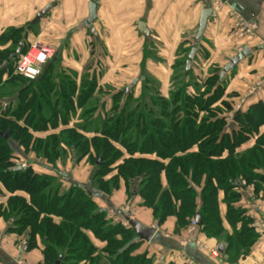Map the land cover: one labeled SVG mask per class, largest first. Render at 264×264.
<instances>
[{
  "label": "trees",
  "instance_id": "trees-1",
  "mask_svg": "<svg viewBox=\"0 0 264 264\" xmlns=\"http://www.w3.org/2000/svg\"><path fill=\"white\" fill-rule=\"evenodd\" d=\"M8 43L0 68L21 44L18 59L31 45L25 29L0 36V46ZM193 47L175 64L168 97L146 78L139 97L123 87L102 102L95 73L78 85L75 74L57 73L54 61L35 81L15 74L18 59L0 72V134H10L0 135V218L7 234L26 237L27 251L42 249L43 264L61 258L60 264H156L148 251L138 253L146 242L97 203L122 183L128 201L140 200L158 228L173 217L175 235H183L199 216L195 236L225 243L230 263L255 245L259 236L237 183L264 192V101L248 100L234 113L236 104L219 82L223 69H212L202 83L193 69L186 73ZM70 158L72 169L62 170ZM86 159L92 171L79 182L73 169ZM221 194L232 234L220 213ZM162 264L181 263L168 258Z\"/></svg>",
  "mask_w": 264,
  "mask_h": 264
},
{
  "label": "crops",
  "instance_id": "crops-1",
  "mask_svg": "<svg viewBox=\"0 0 264 264\" xmlns=\"http://www.w3.org/2000/svg\"><path fill=\"white\" fill-rule=\"evenodd\" d=\"M219 1L223 7L209 20L200 52L191 69L199 74L224 69L229 59L248 49L249 55L223 81L226 100L237 104L242 95L262 81L248 100L251 105L264 101V0ZM92 3L97 5V21L93 23V29H88L82 24L90 17ZM51 4V0H0V36L12 29H25L28 43L40 42L55 48L56 55L47 64L54 61L56 67L75 74L78 85L84 77L95 73L98 89L124 87L134 92L136 98L140 96L146 78L156 82L161 94L168 97L175 64L183 60L184 50L193 47L201 14L210 8L205 0H61L55 6ZM49 6L51 8L44 14ZM230 12L239 14L246 22L256 26L251 36L243 39L234 36L235 19ZM39 15L41 19L36 22ZM140 24L144 25L147 34L139 31ZM11 45L0 46V50H6ZM232 120L231 112L227 123L232 124ZM263 131L264 128L261 133ZM253 145L254 140L239 150L244 151ZM82 166L74 169V178L86 182L91 168L89 165ZM244 185L245 189L239 190L243 205L248 210L253 232L259 236L246 256L230 263L225 250L221 259L212 258L208 262L210 254L195 244L181 247L180 242L187 233L175 235L176 220L173 217L158 228L154 239L143 244L138 253L148 251L149 256L156 258L163 255L165 260L169 258L181 264H264V234H259L252 226L255 219L264 216V192L262 190L257 195L253 186ZM223 199L221 194L220 213L226 233L232 234L224 219L227 207ZM97 203L116 222L121 218L118 215L115 217V209H125L132 203L130 210L134 219L150 228L156 226L151 212L140 209V200L128 201L123 183L111 197L99 196ZM7 228V222L0 218L1 264H43L42 249L27 251L26 247H20L19 240L6 233ZM92 240L99 249L104 247L103 243L94 238ZM202 242L218 249L224 244L227 249L225 243L217 240Z\"/></svg>",
  "mask_w": 264,
  "mask_h": 264
},
{
  "label": "built area",
  "instance_id": "built-area-1",
  "mask_svg": "<svg viewBox=\"0 0 264 264\" xmlns=\"http://www.w3.org/2000/svg\"><path fill=\"white\" fill-rule=\"evenodd\" d=\"M51 1H52L51 5L55 6L61 0H51ZM205 1L209 4L210 9H212L213 15L220 12L223 7V3L219 0H205ZM230 13L235 19L234 36L237 39H243L247 36H251L253 34V31L256 29V26L254 24L246 22L237 13L235 12H230ZM55 54H56L55 48L50 45H46L40 42L32 43L30 47H28V50L26 51V53L18 59L16 67H15V74L26 80L35 81L42 73L44 66L51 59L53 60ZM261 83L262 81L258 82V84L255 87L250 88L246 94L241 96V98L239 99V102L236 104L235 108H233L234 113L236 111H239L243 107V105L246 104L249 97L259 88V86H261ZM22 166L25 167L26 164H23ZM124 211L126 212H123V213L128 212L129 214H131V210L129 209V207H126ZM123 224L126 227L128 226L127 223H123ZM252 226L256 228L257 230L256 232H258L259 234H264V216H261L255 219ZM196 227H197L196 219H193L187 230V236L185 238L183 237V239L180 242L181 247L184 248L188 244L192 243V244H195L196 247L199 248L200 250L208 252L211 256V259L212 258L216 260L221 259L222 255L217 247L210 248L208 245L204 244L199 238L195 236ZM164 260H165V257L163 255L155 258L156 264H162ZM189 264H192V263H189Z\"/></svg>",
  "mask_w": 264,
  "mask_h": 264
},
{
  "label": "water",
  "instance_id": "water-1",
  "mask_svg": "<svg viewBox=\"0 0 264 264\" xmlns=\"http://www.w3.org/2000/svg\"><path fill=\"white\" fill-rule=\"evenodd\" d=\"M50 8H51V6H49L46 9L44 14L47 13ZM212 15H213V11L210 8L205 9L201 14V17L199 20V25H198L199 26L198 32H197V35L195 37V40L193 41L194 47L191 49L190 56H188V60L186 61V73H189L191 68L193 67V61H194L195 56L197 54L199 44H200L202 37H203V35L207 29L208 22L211 19ZM96 17H97V5L92 3L90 6V17L85 23L82 24V27H86L88 29H93V23L95 21H97ZM39 19H41V15H39L37 17L36 22L39 21ZM139 28H140L139 31L141 33L147 34V32L145 31L144 25L140 24ZM22 49H23V45L21 44L15 53L9 55L8 59L5 62H3V65L0 68V72H2L4 69H6L8 67V65L10 63H12L13 60L18 59V57L21 55ZM248 55H249V50L245 49V51L243 50L241 53H237L235 58L229 59V64L226 67H224V69L222 70V72L220 74V81L219 82L223 81L225 79L226 75L229 72H231L234 69V67L236 65H238L242 60H244V58H246ZM0 135L2 137H4V139H8L10 136V134H2V133ZM237 185L240 186L242 189H245V186L242 183H237ZM119 216L121 217V219L125 223H127L132 228V230L134 231V233L137 236L138 241H145L146 243H150L154 239V237L156 236V234L158 232V227H156V226L152 227V228L147 227V226L141 224L138 220L132 218L128 212L127 213L120 212ZM196 222L198 225L201 224V220H200L199 216L196 217ZM225 250H226L225 245L221 244L219 247V251L221 252V254H224ZM60 260L57 261L56 264H60L61 263Z\"/></svg>",
  "mask_w": 264,
  "mask_h": 264
},
{
  "label": "rangeland",
  "instance_id": "rangeland-1",
  "mask_svg": "<svg viewBox=\"0 0 264 264\" xmlns=\"http://www.w3.org/2000/svg\"><path fill=\"white\" fill-rule=\"evenodd\" d=\"M56 55V54H55ZM56 67V66H55ZM57 68V70H56V72L58 73V72H60V73H63L64 74V69H61V68H58V67H56ZM180 70H178V72H179ZM177 72V73H178ZM212 72H213V70H210V71H208V73H194V76L195 77H197L201 82L200 83H202V82H205V80L208 78V76L209 75H211L212 74ZM148 79V78H147ZM150 81H153V80H151L150 79ZM154 83H156V82H154ZM157 84V83H156ZM115 85V84H114ZM158 85V84H157ZM160 88V87H159ZM0 89H2L1 88V86H0ZM113 88L111 87V86H106V87H102L101 88V90L99 91V96H101L100 97V99L102 100V102L103 101H105V100H110L111 99V95L115 92V91H117L118 90V88L117 89H115L114 91H111ZM102 91H103V93H102ZM106 91V92H105ZM111 102V101H110ZM5 107H6V105H5ZM111 108V107H110ZM110 108H107L108 110H110ZM107 111V110H106ZM104 110L103 109H101V108H99V113L100 114H104ZM82 111H79L78 112V121H79V119H80V116L82 115ZM76 122H77V118H76ZM79 123H81V122H79ZM82 125H83V123H82ZM28 156H31V154H28ZM25 157V156H24ZM28 158V157H27ZM72 162H74L71 158L69 159V161L67 160L65 163H67L66 164V167H62V165L60 164V167L62 168V170H63V168H66V169H72V167H73V163ZM82 165H86V167H88V165H89V167L91 168V171H92V166L88 163V160L86 159V160H84L79 166L80 167H83ZM75 169H77L76 167H75ZM74 170V169H73ZM67 171V170H66ZM74 171H76V170H74ZM133 206V204L132 203H130L128 206H126V207H129V209L131 208V207ZM125 207V208H126ZM136 207H134L133 209H135ZM115 210H117L116 211V213H114V215H115V217L117 218V215H118V213H120V212H126V211H124L125 209L124 208H121V209H115ZM135 211V210H134ZM118 221H121V219L119 220V218L117 219ZM187 233V232H186ZM187 235V234H186ZM26 241H27V239H26V237H24V236H22V237H20L19 238V242H20V244H19V246L20 247H25L26 246Z\"/></svg>",
  "mask_w": 264,
  "mask_h": 264
}]
</instances>
